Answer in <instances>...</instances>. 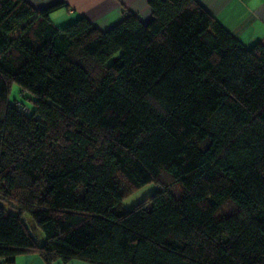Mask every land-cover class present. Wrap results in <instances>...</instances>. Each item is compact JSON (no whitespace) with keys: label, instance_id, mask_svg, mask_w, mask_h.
Returning <instances> with one entry per match:
<instances>
[{"label":"trees","instance_id":"trees-1","mask_svg":"<svg viewBox=\"0 0 264 264\" xmlns=\"http://www.w3.org/2000/svg\"><path fill=\"white\" fill-rule=\"evenodd\" d=\"M62 4L0 0V261L264 264V43L196 0L107 30Z\"/></svg>","mask_w":264,"mask_h":264},{"label":"crops","instance_id":"crops-1","mask_svg":"<svg viewBox=\"0 0 264 264\" xmlns=\"http://www.w3.org/2000/svg\"><path fill=\"white\" fill-rule=\"evenodd\" d=\"M36 9L64 3L51 13L59 28L86 17L99 29L107 30L130 12L147 22L152 12L150 0H28ZM208 13L232 32L246 46L264 43V0H196ZM0 264H7L0 261ZM12 264H48L36 254H23ZM53 264H63L56 261ZM69 264H88L73 260Z\"/></svg>","mask_w":264,"mask_h":264},{"label":"rangeland","instance_id":"rangeland-1","mask_svg":"<svg viewBox=\"0 0 264 264\" xmlns=\"http://www.w3.org/2000/svg\"><path fill=\"white\" fill-rule=\"evenodd\" d=\"M10 101H25L26 104L30 107L33 108L34 104L32 101H29L27 99L24 100V96L21 92V88L18 86V84L14 83L11 87L10 90ZM156 183L155 182H151L146 184L145 186L133 191L130 195L126 196L123 201H122V205L125 209H132L134 206H136L137 204L141 203L144 199H146L147 197H149L151 194H153L156 190ZM26 221L27 224L30 228V231L38 238L39 241H43L44 235L43 233L38 229V227L36 226L35 222L28 216L26 215Z\"/></svg>","mask_w":264,"mask_h":264},{"label":"built area","instance_id":"built-area-1","mask_svg":"<svg viewBox=\"0 0 264 264\" xmlns=\"http://www.w3.org/2000/svg\"><path fill=\"white\" fill-rule=\"evenodd\" d=\"M18 105H19V103H18ZM25 111H27V109L26 108H23Z\"/></svg>","mask_w":264,"mask_h":264}]
</instances>
